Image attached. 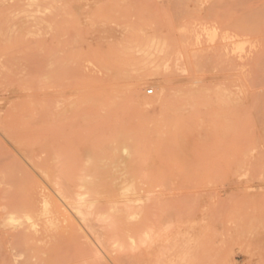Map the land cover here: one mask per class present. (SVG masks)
<instances>
[{
    "label": "rangeland",
    "instance_id": "1",
    "mask_svg": "<svg viewBox=\"0 0 264 264\" xmlns=\"http://www.w3.org/2000/svg\"><path fill=\"white\" fill-rule=\"evenodd\" d=\"M191 4L0 0V264H264V13Z\"/></svg>",
    "mask_w": 264,
    "mask_h": 264
},
{
    "label": "bare ground",
    "instance_id": "2",
    "mask_svg": "<svg viewBox=\"0 0 264 264\" xmlns=\"http://www.w3.org/2000/svg\"><path fill=\"white\" fill-rule=\"evenodd\" d=\"M198 1V0H197ZM197 1H195V0H191V2H192V6H194V8H196L197 10H203V11H205V10H209L208 12H211L210 10L212 9V11H213V9H217V8H219V9H223V8H225V9H227V10H229V11H233V12H236V13H239V14H251L252 15V17H250L249 15V17L248 16H246L247 17V19H251V22H255V20H254V18H258V14L260 15L262 12L264 13V0H210L209 2H208V5H205V3H203V2H201V3H198ZM201 1V0H200ZM181 2H183V1H181ZM185 3V2H184ZM29 4V3H28ZM34 4V3H33ZM43 4V3H42ZM47 4V3H46ZM175 4V3H174ZM180 4V3H179ZM36 5V4H35ZM45 5V4H44ZM180 5H182V3L180 4ZM40 7L42 6L41 4L39 5ZM176 6V5H175ZM46 7H48V6H46ZM182 7V6H181ZM43 8H45L44 6H43ZM183 9V8H182ZM193 9V8H192ZM195 9V10H196ZM59 11V10H58ZM206 12V11H205ZM263 13H262V15H263ZM211 14H212V12H211ZM224 15H226L225 13H224ZM223 15V16H224ZM209 16V15H208ZM78 17V16H77ZM244 16L242 15V18L240 19H236V20H234V22L236 21V29L238 28V31H242L243 32V30H245V28L246 27H248V26H246V25H244V22H246V17H244ZM223 18V17H222ZM221 18V19H222ZM262 18V17H261ZM252 19H253V21H252ZM63 20V19H62ZM245 20V21H244ZM259 21V18L258 19H256V21ZM250 21V20H249ZM62 23V22H61ZM233 23V22H232ZM248 23H250V22H248ZM57 24H58V22H57ZM247 24V23H246ZM255 24H257V23H255ZM258 24H260V23H258ZM230 25H234V24H230ZM235 26V25H234ZM246 26V27H245ZM252 26V25H251ZM257 26V25H256ZM255 27V26H254ZM232 28V27H231ZM235 28V27H234ZM235 30V29H234ZM254 30V29H253ZM237 31V30H236ZM248 30H246L245 32H247ZM251 31V30H250ZM241 32V33H242ZM244 33V32H243ZM236 43V42H235ZM234 45V44H233ZM256 45V44H255ZM236 47H234V46H232V48H235L236 49V51L238 50L237 48V45H235ZM253 46V45H252ZM228 47V46H227ZM226 48V47H225ZM256 49V48H255ZM250 50V49H249ZM235 51V54H232V55H235V58H238V59H245L246 60V62H245V65H247L249 68H250V72H252L254 75L257 73V72H262V75L260 74V76L261 77H264V47H262L261 49H258V50H254V51H250V52H248V54H243V48H242V54L240 53V52H236ZM231 52H233V51H231ZM208 53V52H207ZM226 53V52H225ZM220 55V54H219ZM227 56V55H226ZM224 58V57H223ZM227 59V58H226ZM196 68V67H195ZM228 68V67H227ZM231 67H229V69H230ZM226 69V68H225ZM239 69V68H238ZM222 70V69H221ZM224 70V69H223ZM223 70H222V72H223ZM227 70V69H226ZM231 70V69H230ZM219 71V70H218ZM231 71H233V69L231 70ZM233 72H235V71H233ZM225 73V72H224ZM236 73V72H235ZM234 73V74H235ZM227 74V73H226ZM252 75V74H251ZM232 76V75H231ZM241 76V75H240ZM257 76V75H256ZM221 76H219L218 78H220ZM224 77V76H223ZM223 77H221L222 79H223ZM232 77H234V76H232ZM193 78V77H192ZM216 78V77H215ZM229 78H231L230 76H229ZM237 78V77H236ZM240 78V77H239ZM242 78H243V76H242ZM188 80V79H187ZM191 80V79H190ZM195 80V79H194ZM218 80V79H217ZM220 80V79H219ZM241 80V79H240ZM242 81V80H241ZM240 81V82H241ZM245 81V80H244ZM258 81H261L260 79L258 80ZM190 82V81H189ZM243 82V81H242ZM241 82V83H242ZM246 82V81H245ZM249 82H251L250 80H249ZM263 82V81H262ZM261 82V83H262ZM194 83V82H193ZM221 83V82H220ZM246 83H248V82H246ZM261 83H259L258 85L260 86L261 85ZM219 84V83H218ZM250 84V83H249ZM198 85V84H197ZM201 85V84H200ZM203 85H206V84H203ZM244 85V84H243ZM248 85V84H247ZM246 85V86H247ZM214 86H216V84L214 85ZM249 86V85H248ZM262 86V85H261ZM202 87H204V86H202ZM209 87L210 86H208L207 87V85L205 86V88H208V90H210L209 89ZM213 87V86H212ZM218 87H220V86H218ZM250 88L251 87H253V86H249ZM263 87H264V85H263ZM211 88V87H210ZM242 88L244 89V87L242 86ZM261 88V87H260ZM203 89V88H202ZM253 89H254V87H253ZM160 90V89H159ZM207 90V89H206ZM221 90H224V89H222L221 88ZM220 90V91H221ZM226 91H227V89H225ZM246 90V89H245ZM244 90V91H245ZM251 91H252V89H250ZM264 90V89H263ZM204 91V90H203ZM249 91V90H248ZM255 91V90H254ZM257 91V90H256ZM261 91V90H260ZM202 92V91H201ZM216 92V91H215ZM229 92V91H228ZM134 93V92H133ZM132 93V94H133ZM263 93H264V91H263ZM157 94V93H156ZM213 94V93H212ZM215 94V93H214ZM246 94V93H245ZM250 94H251V92H250ZM255 94H258V93H255ZM261 94H262V92H261ZM135 95H136V93H135ZM182 95V94H181ZM194 95V94H193ZM222 95V94H221ZM247 95V94H246ZM263 95V94H262ZM137 96V95H136ZM186 96V95H185ZM207 96V95H206ZM250 95H248L247 96V101L249 100V97ZM253 96V95H252ZM195 96H193V98H194ZM210 98V97H209ZM137 99H138V97H137ZM259 99V98H258ZM132 100V99H131ZM165 101L166 100H168V97H167V99H164ZM164 100H162V102L164 101ZM184 100V99H183ZM194 100H195V98H194ZM234 100H237V99H234ZM256 100V99H255ZM133 101H135V100H133ZM136 101H138V100H136ZM185 101V100H184ZM188 101H189V99H188ZM209 101H210V99H209ZM208 101V102H209ZM250 101V100H249ZM248 101V102H249ZM257 101V100H256ZM260 101H262L261 99H260ZM147 102V101H146ZM156 102V101H155ZM162 102H161V104H162ZM258 102V101H257ZM138 103V102H137ZM199 103V102H198ZM213 103V102H212ZM256 103V102H255ZM258 103H260V102H258ZM140 104V103H139ZM148 104V103H147ZM165 104V103H164ZM184 104V103H183ZM248 104V103H247ZM191 105V104H190ZM190 105L188 106V107H190ZM228 105V104H227ZM242 105H244V104H242ZM246 105V104H245ZM252 105V104H251ZM186 106V105H185ZM216 106V105H215ZM218 106V105H217ZM238 106V105H237ZM254 106H255V104H254ZM257 106V105H256ZM163 107V106H162ZM165 107V106H164ZM183 107V106H182ZM187 107V106H186ZM185 107V108H186ZM188 107H187V109H188ZM234 107V106H233ZM236 107V106H235ZM242 107V106H241ZM240 107V108H241ZM250 107V106H249ZM253 107V106H252ZM184 108V107H183ZM184 108V109H185ZM212 108V107H211ZM243 108V107H242ZM251 108V107H250ZM249 108V109H250ZM164 109V108H163ZM167 109V108H166ZM170 109H172V108H170ZM186 109V110H187ZM191 108H189V110H190ZM225 109H227V108H225ZM231 109V108H230ZM233 109V108H232ZM245 109H247V108H245ZM194 108H192V111L191 112H189L190 114H192V112H193V114L192 115H194L195 113H196V109L194 110ZM264 110V109H263ZM168 111H170V110H168ZM177 111V110H176ZM232 111V110H231ZM245 111H247V110H245ZM244 111V112H245ZM262 111V110H261ZM171 112V111H170ZM178 112V111H177ZM195 112V113H194ZM214 112V111H213ZM168 113V112H167ZM188 113V114H189ZM231 113V112H230ZM261 113V112H260ZM174 114V113H173ZM197 114V113H196ZM215 115H216V113H214ZM177 115V114H176ZM203 115V114H202ZM205 115H210V114H205ZM217 115H218V113H217ZM222 115V114H221ZM230 115V114H229ZM228 115V116H229ZM166 116V115H165ZM178 116H179V113H178ZM197 118H198V116L197 115H195ZM207 116V117H208ZM219 116V115H218ZM235 116V115H234ZM167 117V116H166ZM186 117V116H185ZM184 117V118H185ZM187 117H189V116H187ZM186 117V118H187ZM196 117L194 118V119H196ZM206 117V116H205ZM220 117V116H219ZM223 117V116H222ZM225 117H227V116H225ZM184 118H181V121L183 120V122H184V120L186 119H184ZM192 117H189V119H191ZM215 118H216V116H215ZM214 118V119H215ZM233 118V117H232ZM170 119V118H169ZM176 119H177V117H176ZM175 119V121H177ZM180 119V118H179ZM207 119V118H206ZM213 119V121L214 122H211L210 120V125L213 123H215L216 121V119L218 120L219 118L217 117L215 120ZM223 119H224V121H225V118L223 117ZM171 120H174V118H172ZM171 120H169V121H171ZM187 120H188V118H187ZM186 120V121H187ZM166 121V120H165ZM180 121V122H181ZM185 121V122H186ZM208 121V119H207V123L209 122ZM230 121H232V120H230ZM236 121V120H235ZM177 122H179V120L177 121ZM222 122V121H221ZM225 122H227V121H225ZM85 123V122H84ZM166 123H169V122H166ZM176 123V122H175ZM218 123H219V121H218ZM218 123H216V124H218ZM230 123V122H229ZM178 124V123H177ZM212 124V125H213ZM85 125V124H84ZM227 125V124H226ZM46 126V125H45ZM89 126V125H88ZM88 126H86V127H88ZM43 127V126H42ZM85 127V126H84ZM90 127V126H89ZM48 128V127H47ZM187 129V128H186ZM87 130H89V129H87ZM40 131V130H39ZM215 131V130H214ZM232 131V130H231ZM242 131V130H241ZM246 131V130H245ZM226 137V136H225ZM86 148V147H85ZM86 150V149H85ZM84 150V151H85ZM85 152H87L88 153V151H85ZM85 152H84V154H85ZM68 153V152H67ZM73 153H75V151L73 150ZM60 154V153H59ZM67 155V154H66ZM77 156H78V153L76 154ZM60 156V155H59ZM68 156V155H67ZM36 157V156H35ZM66 157V156H65ZM64 157V158H65ZM75 156H74V154H73V158H74ZM58 158V157H57ZM56 158V159H57ZM61 158H62V156L59 158V160H60V162H61ZM70 158V157H69ZM72 159V158H71ZM84 159V158H83ZM40 160V159H39ZM58 160V159H57ZM56 160V162H58ZM88 160H89V157H88ZM62 161H65V162H67L66 161V159L65 160H62ZM90 161V160H89ZM86 162V161H85ZM63 164H64V162H62ZM73 163V162H72ZM68 164V163H67ZM66 164V165H67ZM85 164V163H84ZM90 164V163H89ZM88 164V165H89ZM62 165V164H61ZM65 165V166H66ZM68 165H70V164H68ZM18 166V165H17ZM58 166V165H57ZM64 166V167H65ZM85 166V165H84ZM19 167V166H18ZM35 167V166H34ZM70 167V166H69ZM73 166L71 165V168H72ZM74 168V167H73ZM76 168V167H75ZM74 168V169H75ZM78 168V167H77ZM58 169V168H57ZM62 169V168H61ZM67 169V168H66ZM82 168L80 167V170H81ZM84 169H86V168H84ZM68 170V172H69V169H67ZM76 170V169H75ZM88 170V171H87ZM86 171H84V172H89V169H87ZM58 171H60V170H58ZM73 171V170H72ZM83 171V170H82ZM63 172V171H62ZM61 171H60V173L62 174V175H64L63 173H62ZM75 172H77V171H75ZM70 173V172H69ZM77 173H79V172H77ZM75 174V173H74ZM80 174V173H79ZM90 175H88V177H89ZM72 177V176H71ZM71 177H69V178H71ZM63 178V177H62ZM74 178V177H73ZM72 178V179H73ZM76 178V177H75ZM74 178V179H75ZM81 178H83V177H81ZM87 178V177H86ZM90 178V177H89ZM63 179H66V178H63ZM85 180V179H84ZM90 180V179H89ZM65 181H67V179L65 180ZM64 181V182H65ZM74 183H75V181L74 180H72ZM78 181V180H77ZM62 182H63V180H62ZM68 182V181H67ZM69 182H70V180H69ZM81 182H83V181H81ZM86 182V181H85ZM84 182V183H85ZM90 182V181H89ZM80 183V182H79ZM84 183H81V184H84ZM87 184H89L88 183V181L86 182ZM69 184V183H68ZM84 185H86V184H84ZM86 186H88V185H86ZM70 188H71V186H70ZM89 187H87V189H88ZM68 189V188H67ZM76 189V188H75ZM69 190V189H68ZM77 190V189H76ZM82 190H84V189H82ZM81 191V190H80ZM89 191H91V189L89 190ZM83 192H85V190L83 191ZM73 193V192H72ZM72 193H70V194H72ZM65 194H68V193H64L63 194V196L65 195ZM100 194H102V193H100ZM82 195V194H81ZM88 195V194H87ZM80 196V195H79ZM79 196L78 197H76L75 196V198H78V199H76V201H79L82 197H80V199H79ZM68 197H69V195H68ZM83 197H85V196H83ZM67 199V198H66ZM72 200V199H71ZM82 201L84 200V199H81ZM81 200H80V202H81ZM88 200V199H87ZM90 200V199H89ZM74 201V200H73ZM85 201V200H84ZM83 201V202H84ZM61 202H62V200H61ZM69 202V201H68ZM67 202V203H68ZM72 202V201H71ZM70 202V203H71ZM80 202H78V203H80ZM49 204V203H48ZM63 205L65 204V202H63L62 203ZM82 206L84 205V203L82 204V202L80 203ZM85 204H87V203H85ZM97 204V203H96ZM62 205V206H63ZM89 205V204H88ZM92 204H90V206H91ZM93 205H95V204H93ZM92 205V206H93ZM86 206V205H85ZM58 207H59V204H58ZM105 208V207H104ZM119 208H123V207H119ZM126 208H128L127 206H126ZM132 208H134V207H131L130 209H132ZM66 209L70 212V214H71V226H72V228L73 229H75V232L77 233V234H79L80 233V238L82 237L81 235H87V232H86V230H85V226L83 225V223L82 222H85L84 221V219L83 218H81V219H79L78 218V215H80L81 214V209H80V205H78V206H76V204L74 205V203L73 204H71V205H66ZM84 209V208H83ZM82 209V210H83ZM88 209H89V207H88ZM103 209V208H102ZM136 209V208H135ZM59 210V209H58ZM57 210V211H58ZM62 210H63V208H62ZM91 210V209H90ZM89 210V211H90ZM127 211H128V209H126ZM88 211V212H89ZM47 212H49V211H47ZM60 212H61V209H60ZM130 212V214H131V210L129 211ZM137 212V211H136ZM83 213H85V211L83 212ZM63 214H65V213H63ZM92 214V213H91ZM82 215V214H81ZM80 215V216H81ZM84 215V214H83ZM83 215H82V217H83ZM88 216H89V214H88ZM146 216V215H145ZM112 217V216H111ZM68 219V218H67ZM90 219H92V216H91V218ZM146 219V218H145ZM8 220V219H7ZM113 220V219H112ZM9 221V220H8ZM142 222H143V220H141ZM100 222V221H99ZM98 222V223H99ZM110 222V221H109ZM108 222V223H109ZM116 222V221H115ZM12 223H14V222H12ZM11 223V224H12ZM108 223L106 224V225H108ZM117 223V222H116ZM115 223V224H116ZM120 223H121V221H120ZM140 223V222H139ZM6 224V223H5ZM8 224H9V222H8ZM95 224V223H94ZM113 224V223H112ZM123 224V223H122ZM21 225V224H20ZM22 225H24V224H22ZM90 225H92V224H90ZM96 225H97V222H96ZM102 225V224H101ZM141 225V224H140ZM10 226V225H9ZM15 226V225H14ZM18 226V225H17ZM16 226V227H17ZM28 226V225H27ZM30 226H31V224H30ZM29 226V227H30ZM95 226V225H94ZM105 226V225H104ZM123 226V225H122ZM125 227H127V226H125ZM130 227H135L134 225H132V226H130ZM142 227V226H141ZM12 228V227H11ZM25 228H27V227H25ZM90 228V227H89ZM104 228V227H103ZM113 228V227H112ZM32 229V228H31ZM91 229V228H90ZM138 229V228H137ZM145 229V228H144ZM96 230H98V229H96ZM105 230V229H104ZM107 230V229H106ZM109 230H110V227H109ZM134 230H136L135 228H134ZM133 230V231H134ZM140 230V229H139ZM148 230V229H147ZM31 231V230H30ZM34 231V230H33ZM32 231V232H33ZM91 231H92V229H91ZM94 231V230H93ZM92 231V232H93ZM99 231L100 230H98V231H96L97 232V235L99 234ZM112 231V230H111ZM116 231V230H115ZM137 231V230H136ZM143 231V230H142ZM103 232V234H106V233H104V231H102ZM105 232H107V231H105ZM119 232H120V230H119ZM122 232V231H121ZM15 233V232H14ZM109 233V232H108ZM112 233V232H111ZM115 233V232H114ZM114 233H112V235L114 234ZM131 233H133L132 231H131ZM139 233H141V232H139ZM147 233H150V230H149V232H147ZM115 234H117V233H115ZM114 234V235H115ZM123 234V233H122ZM126 234V233H125ZM124 234V235H125ZM146 234V233H145ZM24 235V234H23ZM100 235V234H99ZM106 235H108V234H106ZM120 235V234H119ZM127 235H129V234H127ZM142 235V234H141ZM76 236V235H75ZM78 236V235H77ZM83 237H85V236H83ZM73 243V242H72ZM95 245H98L97 243H94ZM94 244L92 245V242L90 241V253H92L93 255H95V256H98V254H99V250H101V249H99L98 247V249L94 246ZM101 244V243H100ZM88 246V245H87ZM87 246H86V248H87ZM99 246V245H98ZM80 247H82V246H80ZM83 247H84V245H83ZM82 247V248H83ZM120 249V248H119ZM81 249H79V251H80ZM83 250H84V248H83ZM101 252V251H100ZM101 254H99V256H100Z\"/></svg>",
    "mask_w": 264,
    "mask_h": 264
},
{
    "label": "built area",
    "instance_id": "3",
    "mask_svg": "<svg viewBox=\"0 0 264 264\" xmlns=\"http://www.w3.org/2000/svg\"><path fill=\"white\" fill-rule=\"evenodd\" d=\"M151 93H152V91H149V92H148V94H151Z\"/></svg>",
    "mask_w": 264,
    "mask_h": 264
}]
</instances>
